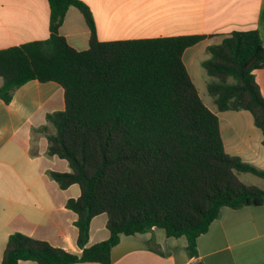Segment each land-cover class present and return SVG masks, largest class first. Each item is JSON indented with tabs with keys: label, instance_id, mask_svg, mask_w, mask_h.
<instances>
[{
	"label": "trees",
	"instance_id": "16d2710c",
	"mask_svg": "<svg viewBox=\"0 0 264 264\" xmlns=\"http://www.w3.org/2000/svg\"><path fill=\"white\" fill-rule=\"evenodd\" d=\"M49 36L0 49V98L29 80L54 81L64 108L46 114L35 129L47 154L69 171H48L59 188L79 187L65 207L76 214L80 253L25 233H11L0 264L111 263L121 236L162 229L185 237L190 257L196 239L222 207L264 204V187L242 182L238 172L264 179V170L227 153L218 116L200 98L183 62L184 50L203 35L101 41L82 0H47ZM89 29L88 47L76 50L59 33L69 7ZM201 65L218 111L247 110L262 132L264 96L254 71L264 68V44L255 29L236 30L207 47ZM107 217L106 239L87 245L91 219Z\"/></svg>",
	"mask_w": 264,
	"mask_h": 264
},
{
	"label": "crops",
	"instance_id": "0c3cea01",
	"mask_svg": "<svg viewBox=\"0 0 264 264\" xmlns=\"http://www.w3.org/2000/svg\"><path fill=\"white\" fill-rule=\"evenodd\" d=\"M82 1L92 12L101 41L203 35L182 54L201 99L210 96L206 88L208 75L201 65L209 56L208 46L220 43L232 31L251 29L258 31L264 44V0ZM59 33L76 50L88 47L89 29L75 7H69ZM48 36L47 0H0V49ZM189 67H193V76ZM254 74L264 96V68ZM206 106L219 118L225 151L264 170L262 132L254 125L250 112L218 111L215 104V109ZM63 108V89L54 81L29 80L13 92L8 103L0 98V262L7 238L15 231L80 253L75 242L76 214L65 207L70 196L58 205L49 197L59 186L48 171H69L68 162L48 155L45 136L35 131L46 124L47 113ZM220 114L229 115L223 120ZM256 183L264 187L263 178ZM74 185L60 189L70 190ZM72 195L77 197L79 191L75 189ZM106 220L104 213L91 219L87 245L108 237ZM187 244L185 237H167L159 228L121 236L111 249L110 264H189L194 259L199 264H264V204L222 207L197 237V256L188 255ZM19 264L37 263L22 260Z\"/></svg>",
	"mask_w": 264,
	"mask_h": 264
},
{
	"label": "rangeland",
	"instance_id": "374dc122",
	"mask_svg": "<svg viewBox=\"0 0 264 264\" xmlns=\"http://www.w3.org/2000/svg\"><path fill=\"white\" fill-rule=\"evenodd\" d=\"M189 70L193 76V67H189ZM202 100L206 105L215 109L214 103H213L212 98L210 96L205 95ZM232 112L233 111H230V113H232ZM228 115L229 114H220V117H222V119L224 120L225 117H227ZM238 174H239L242 182L250 183V184H254V185L257 184L256 183L257 179H261L260 177L254 175L252 173H248V172H238ZM75 189H77L79 191V188L77 185H74L73 188H70V190H66V191L61 190L60 188L57 187V188H55L53 195L51 193V196H49V197L52 198L54 205H58L59 203L62 204V202L66 198L65 196L74 197L72 194H74ZM101 217H104V216H101ZM101 219H103V218H101Z\"/></svg>",
	"mask_w": 264,
	"mask_h": 264
},
{
	"label": "water",
	"instance_id": "95a60500",
	"mask_svg": "<svg viewBox=\"0 0 264 264\" xmlns=\"http://www.w3.org/2000/svg\"><path fill=\"white\" fill-rule=\"evenodd\" d=\"M189 264H199L197 259L192 260Z\"/></svg>",
	"mask_w": 264,
	"mask_h": 264
}]
</instances>
